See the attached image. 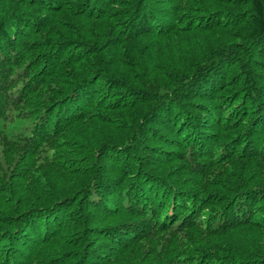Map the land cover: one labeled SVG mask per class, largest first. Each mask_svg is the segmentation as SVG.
Instances as JSON below:
<instances>
[{"label":"trees","instance_id":"obj_1","mask_svg":"<svg viewBox=\"0 0 264 264\" xmlns=\"http://www.w3.org/2000/svg\"><path fill=\"white\" fill-rule=\"evenodd\" d=\"M0 264H264V0H0Z\"/></svg>","mask_w":264,"mask_h":264}]
</instances>
